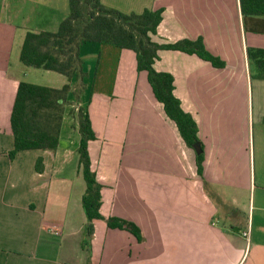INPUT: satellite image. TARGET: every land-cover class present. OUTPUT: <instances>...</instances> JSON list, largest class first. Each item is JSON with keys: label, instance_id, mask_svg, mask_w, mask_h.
Masks as SVG:
<instances>
[{"label": "crops", "instance_id": "0c3cea01", "mask_svg": "<svg viewBox=\"0 0 264 264\" xmlns=\"http://www.w3.org/2000/svg\"><path fill=\"white\" fill-rule=\"evenodd\" d=\"M57 5L0 0V264H88L91 258L92 264H264V79L251 77L246 51L264 47V17L244 16L240 0H150L143 9L163 10L157 43L203 38L227 63L216 68L172 49L160 50L154 63L174 75L175 95L194 117L202 173L201 150L186 143L157 101L147 72L137 69L136 52L83 46L82 54L87 47L94 56L100 51L105 67L109 56L118 58L111 89L94 92L88 105L97 133L89 155L104 186L101 213L134 221L142 232L139 240L97 220L89 252L82 245L87 225L78 223L86 190L78 127L67 138L64 117L56 150H24L13 159L7 153L14 149L10 116L19 83L37 84L41 69L20 61L22 43L27 31H57L63 19ZM47 72L42 75L59 83L48 86L67 83L65 75ZM97 76L104 79L99 68ZM75 161L78 174L69 177ZM52 209L62 214L57 222L47 217Z\"/></svg>", "mask_w": 264, "mask_h": 264}, {"label": "trees", "instance_id": "16d2710c", "mask_svg": "<svg viewBox=\"0 0 264 264\" xmlns=\"http://www.w3.org/2000/svg\"><path fill=\"white\" fill-rule=\"evenodd\" d=\"M241 13L244 16L264 17V0H240ZM69 14L59 25L57 31H27L21 46V62L28 67L46 69L64 74L67 83L61 87L41 84L19 83L15 96L10 123L14 137V149L7 151L13 159L21 151L34 149L56 150L60 144V135L67 105L77 100V124L80 132L78 155L82 175L86 182L82 202L87 216L86 240L83 247L91 252V239L95 223L105 220L109 227L125 229L139 240L142 232L134 221L105 217L101 213L103 206L102 190L96 171L92 169L89 142L97 138L90 119L86 85L88 75L84 67L82 48L87 45H112L120 49H131L137 55V69L146 71L149 84L157 98L164 105L166 113L177 124L183 139L193 147L200 143L198 127L190 112L181 106V100L175 95V78L170 72L157 71L154 63L159 59V51L172 49L198 55L210 61L213 67L223 68L226 61L213 55L205 45L203 38L183 39L174 43L159 44L153 39L163 19L162 9H145L142 13H123L107 8L100 0H69ZM253 79H264V47L246 48ZM100 58V51L97 53ZM86 95V97H84ZM204 152L198 153L197 164L203 172ZM44 170L43 159L37 160V171ZM93 259L88 264H92Z\"/></svg>", "mask_w": 264, "mask_h": 264}, {"label": "rangeland", "instance_id": "374dc122", "mask_svg": "<svg viewBox=\"0 0 264 264\" xmlns=\"http://www.w3.org/2000/svg\"><path fill=\"white\" fill-rule=\"evenodd\" d=\"M59 1H60V6L57 5V8H60L59 13H61V16H62L61 19L67 18L68 14H69V7H68L69 6V0H59ZM108 3L113 6L111 8H113V9L118 8L123 13L135 12V13L140 14V13H142V11L145 7H148L150 0H108ZM106 7H109V6H106ZM114 7H116V8H114ZM54 28H56V27H54ZM85 49L86 50H83V54L87 60V62H86L87 66L86 67H87L88 75L86 77L85 82H86V85L89 86L88 94L92 95L94 92L98 91L99 89L110 90L111 89L110 86H111L112 81L114 80V76H115L116 62H118L117 55L112 54L111 56H109V58H110L109 62L106 63V67H105V66H103L104 64L101 63L102 59L100 60L99 55L94 56L91 53H89L90 52L89 47H87ZM101 65H102V67L100 68ZM98 68L100 69V71L102 73H104V79H102L101 76H99V77L97 76ZM38 72L40 73V75L35 77L33 80L37 84H44L46 86H48L50 84H59L58 81H55V79H52V81H53L52 82L51 80H48L49 76L42 75V74H45L47 72L46 69H40V71H38ZM51 73H53L52 77H60V79L64 78V74L52 72V71H51ZM70 103L71 104L67 105V115L65 116V124H66V128H68L67 138H70V136L72 138L73 135L77 132V127H78V124H77L78 110H77V108L79 107V104H78L76 99H74V101L70 102ZM76 163H77V161H75L73 164L70 165L71 171L69 172V175H70L69 177H74L76 174H78L77 171H79V170L77 169L78 165ZM74 166H75V168H74ZM79 174H81V172H79ZM69 182H70V180L67 179L65 187L68 189H70L69 188ZM81 185L83 187H86V182L84 179L82 180ZM79 187L81 188V186H79V183H78L77 189ZM61 207H62V205H61ZM83 208H84L83 206H82V208H80V220L78 222L79 225H82L84 223L87 225V223H86L87 217L85 215ZM61 215H62L61 212H59V211L54 212L53 209L48 210V213H47V217L49 219H52L54 222H57L58 218H60Z\"/></svg>", "mask_w": 264, "mask_h": 264}, {"label": "built area", "instance_id": "2783aa9c", "mask_svg": "<svg viewBox=\"0 0 264 264\" xmlns=\"http://www.w3.org/2000/svg\"><path fill=\"white\" fill-rule=\"evenodd\" d=\"M52 231L55 232V233H57V234L60 233V231L58 229L52 228ZM244 236L245 237H248V232H244Z\"/></svg>", "mask_w": 264, "mask_h": 264}, {"label": "water", "instance_id": "95a60500", "mask_svg": "<svg viewBox=\"0 0 264 264\" xmlns=\"http://www.w3.org/2000/svg\"><path fill=\"white\" fill-rule=\"evenodd\" d=\"M194 147H195L196 149H198L199 151L201 150V149L199 148V143L194 144Z\"/></svg>", "mask_w": 264, "mask_h": 264}]
</instances>
